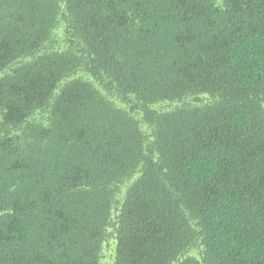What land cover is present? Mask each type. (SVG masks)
Returning <instances> with one entry per match:
<instances>
[{"label": "trees", "instance_id": "obj_1", "mask_svg": "<svg viewBox=\"0 0 264 264\" xmlns=\"http://www.w3.org/2000/svg\"><path fill=\"white\" fill-rule=\"evenodd\" d=\"M107 259L264 264V0H0V264Z\"/></svg>", "mask_w": 264, "mask_h": 264}, {"label": "rangeland", "instance_id": "obj_2", "mask_svg": "<svg viewBox=\"0 0 264 264\" xmlns=\"http://www.w3.org/2000/svg\"><path fill=\"white\" fill-rule=\"evenodd\" d=\"M112 249H113L112 246H110V247L108 248V250H109V255H110V253L112 254ZM105 264H111V259H110V260H109V259L105 260Z\"/></svg>", "mask_w": 264, "mask_h": 264}]
</instances>
